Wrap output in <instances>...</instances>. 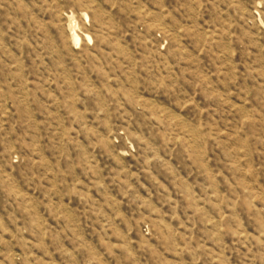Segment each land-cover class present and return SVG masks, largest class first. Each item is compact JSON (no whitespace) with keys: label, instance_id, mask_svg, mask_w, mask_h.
Listing matches in <instances>:
<instances>
[{"label":"rangeland","instance_id":"rangeland-1","mask_svg":"<svg viewBox=\"0 0 264 264\" xmlns=\"http://www.w3.org/2000/svg\"><path fill=\"white\" fill-rule=\"evenodd\" d=\"M0 264H264V0H0Z\"/></svg>","mask_w":264,"mask_h":264}]
</instances>
